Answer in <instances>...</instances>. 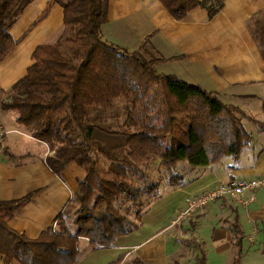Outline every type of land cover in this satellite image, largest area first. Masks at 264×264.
Wrapping results in <instances>:
<instances>
[{"label": "trees", "instance_id": "trees-1", "mask_svg": "<svg viewBox=\"0 0 264 264\" xmlns=\"http://www.w3.org/2000/svg\"><path fill=\"white\" fill-rule=\"evenodd\" d=\"M32 1L0 0V62L16 46L11 29ZM160 1L177 20L197 7L207 9L212 18L224 6V0ZM53 4L64 9L61 28L36 47L27 73L1 92L0 109L13 111L24 132L49 145L54 154L46 162L55 173L76 162L84 175L71 200L76 205L71 224L51 227L36 239L14 231L7 222L25 200L0 201V207H13L0 214V252L8 264H76L83 255L81 239L88 240L92 250L113 246L118 238L139 230L142 208L156 198L151 194L157 184L146 178L151 163L160 160L169 184L179 186V163L201 167L224 156L237 159L252 139L242 126L243 111L216 92L160 74L155 64L161 58L145 44L132 52L109 44L102 26L110 0H50L42 16ZM260 25L255 37L264 52V22ZM120 98L123 114L118 119L108 116L106 109ZM2 152L16 158L6 147ZM138 173L144 187L136 185ZM145 194L151 196L147 203L142 200ZM228 228L237 264L245 238L237 214ZM197 245L196 264H208L204 246ZM124 256L109 264H121ZM132 264L145 262L134 257ZM173 264L183 263L175 259Z\"/></svg>", "mask_w": 264, "mask_h": 264}, {"label": "crops", "instance_id": "crops-1", "mask_svg": "<svg viewBox=\"0 0 264 264\" xmlns=\"http://www.w3.org/2000/svg\"><path fill=\"white\" fill-rule=\"evenodd\" d=\"M49 1L33 0L12 27L11 34L17 44L0 62V94L11 89L27 73L36 47L49 41L61 28L64 17L61 5H51L42 16ZM261 21L264 22V0H224L223 8L212 18L207 9L197 7L180 20L175 19L160 0H110L108 19L102 26V36L109 44L127 52L145 44V49L161 58L155 64L160 74L175 75L216 92L223 102L238 107L251 118L241 120L252 139L239 158L224 156L219 162L201 166L202 170L195 174V170L187 166L189 177L178 172L183 176V184L170 185L172 190L162 194L147 214L152 215L166 198L171 202V210L176 207V214L192 198L223 182L248 183L264 177V52L255 37L261 31ZM0 141V201L25 200L8 218L9 227L36 239L51 227L61 229L65 223L71 224L72 219L61 218V221L60 217L79 188L83 169L71 162L60 174L55 173L46 162V157L54 151L45 142L24 132L13 111L0 109ZM4 147L16 158L3 154ZM157 164H161L160 160ZM254 192L256 200L248 205L235 202L229 207L223 198L195 212V233L198 223L211 218L215 220L209 221L214 225L212 237L219 253H225V257L233 250L237 253L228 228L229 221L237 214L250 244L253 236L251 232L246 233L243 223L245 220L250 225L253 223L262 237L260 249L264 254V186ZM11 211L13 207L9 205L0 207L1 215ZM174 219L171 217L166 226L157 223L147 231V223L143 221L139 230L118 238L111 247L92 250L88 240L81 239L83 255L76 264H109L132 250L145 264H169L171 252L165 231L186 230L182 226L186 222L173 225ZM175 234L172 233L173 238ZM257 239H253V245ZM197 241L204 246L208 257L206 242L199 238ZM192 259L183 264H196L195 255ZM208 263L213 264L209 258ZM0 264H8L1 252Z\"/></svg>", "mask_w": 264, "mask_h": 264}, {"label": "rangeland", "instance_id": "rangeland-1", "mask_svg": "<svg viewBox=\"0 0 264 264\" xmlns=\"http://www.w3.org/2000/svg\"><path fill=\"white\" fill-rule=\"evenodd\" d=\"M123 101H124L123 98L117 99L115 103L113 104V106L107 108L106 112L109 114L108 116L117 117V119L120 118L121 115L123 114L122 113L123 110L121 107V102ZM239 116L241 117V115ZM245 118L249 119L250 117H248L247 114H244V118H242V120L245 121ZM91 120L95 122L102 121V119L94 120L92 118ZM250 127H251V123H250ZM187 166H189V168H193L192 170H195L193 171L194 172L193 174L199 173L200 170H202L200 167H192L187 162H181L178 165L177 172L181 174H185L186 176L189 177L188 172L186 170ZM142 169L144 170V168ZM146 178L150 180L149 182H153L157 184V188L151 194V196L155 195L156 198L153 199L150 205L146 204L142 208L144 210V215H143L142 220L144 221V223L145 222L147 223L146 225V231H147L148 229H151L153 226H156L157 223L163 226L168 225L171 222V217H176L177 213L174 214V209L176 207H173V210H171V202L166 198L163 202L159 204V206L155 209V212L152 215L147 214L149 210L151 209V206L153 205V203L157 201L159 197H161L162 194L170 192V190H172V187L169 184L168 171H166L161 164L158 165L157 161H154L147 167V177ZM135 180H136V185H138L139 187H144V184H145L144 177L141 178L139 173L136 175ZM149 196H150L149 194H145L143 196L142 200L144 201V203H147V200L149 198L151 199V196L150 197ZM225 201L229 204V207L232 206L231 204L235 203L234 200L232 199L229 200L228 198ZM134 209H138V206H135ZM75 210H76V205L71 203L69 207L67 208V211L69 213H67V216L62 219L63 220L73 219L75 215ZM170 210H171V214L166 216L168 213H170ZM194 216L183 221V222H186L184 225H182V226H185L186 230L180 229L179 231L178 230L175 231L171 229L169 233L165 231L168 234V235L166 234L165 236L168 239V243H169L168 245L170 247V252H171L168 256L169 264H173V261L175 259L179 260L182 263L187 260L191 262L193 260L192 257H194V255L196 259V257L200 253L199 247H197L198 246L197 244H200V242L197 241L198 238L206 242V247L208 248L209 262H213V264H225V259H226V262H228L226 264H235L234 261L237 258V253H235L234 250L229 253H226L227 254L226 257H225V253H221V252L219 253L220 250L217 247L212 237L214 225L212 224V222L209 221L213 219L211 218L204 219L202 220V223L201 222L200 224L198 223V228L196 231L197 234H196L195 233V227H196L195 222H197V220L193 221L194 218H196ZM132 217H134V214ZM144 223L142 225H144ZM260 224H262L261 221H260ZM243 226L245 227L246 233L248 234L251 232L253 237L251 239V244L248 239L249 235L247 236L246 239L244 238L245 241L243 240L242 252L240 254L239 263L237 262V264H264V254L262 253V248L260 249V247H262V244H263L261 235L258 234V231L255 230V228L253 227V223H251L250 225L248 221L245 220L243 223ZM54 228H57V227H54ZM253 230L255 233H253ZM172 233L174 234L176 233L174 238L172 237ZM257 237H258L257 242L253 245L252 243L253 239L255 238L256 240ZM193 241H195L197 244L193 243ZM190 242L192 244H190ZM96 256H99V255H96ZM135 256H136V253L133 252V250L129 251L128 255L124 256V261L121 264H132V260ZM96 258H98L97 260H100L101 257L100 258L96 257ZM108 261L109 260H107L106 262Z\"/></svg>", "mask_w": 264, "mask_h": 264}, {"label": "built area", "instance_id": "built-area-1", "mask_svg": "<svg viewBox=\"0 0 264 264\" xmlns=\"http://www.w3.org/2000/svg\"><path fill=\"white\" fill-rule=\"evenodd\" d=\"M264 186V177L245 183L238 181L223 182L206 193L192 198L187 206L178 211L173 225L189 219L195 212L207 207L217 199H232L241 205H248L256 200L255 190Z\"/></svg>", "mask_w": 264, "mask_h": 264}]
</instances>
